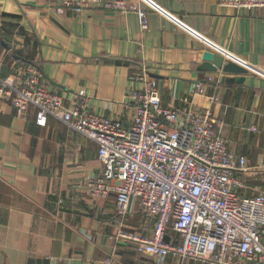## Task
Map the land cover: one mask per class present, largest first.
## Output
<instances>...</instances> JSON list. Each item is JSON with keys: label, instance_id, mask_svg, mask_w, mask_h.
Segmentation results:
<instances>
[{"label": "crops", "instance_id": "obj_1", "mask_svg": "<svg viewBox=\"0 0 264 264\" xmlns=\"http://www.w3.org/2000/svg\"><path fill=\"white\" fill-rule=\"evenodd\" d=\"M139 7L147 31L134 12L58 14L53 0H0V79L33 64L66 105L85 97L92 112L127 123L129 79L144 68L164 106L210 110L215 134L248 162L243 193L263 191L264 8L236 11L219 0ZM204 60L222 64L198 70ZM227 63L245 73L223 72ZM34 123V111L17 117L0 89V264H207L137 254L118 234L149 236L151 226L136 212L117 216L113 196L86 193L87 177L102 170L96 144L61 121Z\"/></svg>", "mask_w": 264, "mask_h": 264}, {"label": "built area", "instance_id": "obj_2", "mask_svg": "<svg viewBox=\"0 0 264 264\" xmlns=\"http://www.w3.org/2000/svg\"><path fill=\"white\" fill-rule=\"evenodd\" d=\"M140 1L53 0L58 14L82 15L93 6L134 12L140 29L147 31L148 15ZM219 4L236 11L264 8V0ZM129 80L134 116L127 123L92 112L85 97L68 99L66 105L33 65L19 76L0 79V89L17 117L32 109L36 126L44 128L52 118L96 144L102 170L87 177L86 193L98 199L113 196L119 217L141 212L152 221L149 236L118 234L134 244L137 254L180 263L264 264V190L243 193L246 158L231 153L215 134L209 109L180 113L164 106L157 82L144 68Z\"/></svg>", "mask_w": 264, "mask_h": 264}, {"label": "water", "instance_id": "obj_3", "mask_svg": "<svg viewBox=\"0 0 264 264\" xmlns=\"http://www.w3.org/2000/svg\"><path fill=\"white\" fill-rule=\"evenodd\" d=\"M1 45H3V42H1ZM222 63H217L215 61L209 62V60H204L201 66L198 68V70L206 71V72H214L216 73L218 68L221 67ZM223 72H232V73H245V71L241 68H238L237 66L227 63L223 67ZM155 77V76H154Z\"/></svg>", "mask_w": 264, "mask_h": 264}, {"label": "trees", "instance_id": "obj_4", "mask_svg": "<svg viewBox=\"0 0 264 264\" xmlns=\"http://www.w3.org/2000/svg\"><path fill=\"white\" fill-rule=\"evenodd\" d=\"M31 65H33V64H31ZM31 65H28V66H31ZM5 79V78H4ZM15 113V112H14ZM35 124V123H34ZM38 127V126H37ZM39 128H41V127H39ZM135 216L136 215H140L141 216V220H143V222L145 223V225L147 226V225H150L151 227L150 228H152V221L151 220H149V219H147L141 212H136V214H134Z\"/></svg>", "mask_w": 264, "mask_h": 264}]
</instances>
